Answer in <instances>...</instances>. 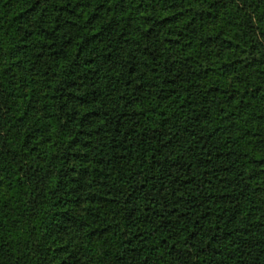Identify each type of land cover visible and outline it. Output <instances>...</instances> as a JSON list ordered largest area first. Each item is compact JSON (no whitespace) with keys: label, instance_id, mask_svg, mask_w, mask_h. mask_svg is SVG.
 <instances>
[{"label":"trees","instance_id":"1","mask_svg":"<svg viewBox=\"0 0 264 264\" xmlns=\"http://www.w3.org/2000/svg\"><path fill=\"white\" fill-rule=\"evenodd\" d=\"M0 264H264V0H0Z\"/></svg>","mask_w":264,"mask_h":264}]
</instances>
